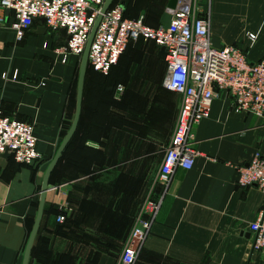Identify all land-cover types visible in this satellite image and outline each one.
<instances>
[{"label":"crops","instance_id":"obj_1","mask_svg":"<svg viewBox=\"0 0 264 264\" xmlns=\"http://www.w3.org/2000/svg\"><path fill=\"white\" fill-rule=\"evenodd\" d=\"M113 1L125 18L157 28L169 0ZM201 4L214 47L233 46L249 62L264 58V0ZM65 41L41 20L20 40L10 24L0 27V111L32 126L40 155L30 165L0 156V264H22L45 171L74 119L81 56L62 62ZM160 48L129 42L107 75L88 64L79 120L50 176L28 264H124L138 221L150 226L133 264H264L249 231L264 193L237 184L238 168L264 155V119L235 113L231 96L218 92L190 130L192 167L176 168L161 185L181 97L162 86Z\"/></svg>","mask_w":264,"mask_h":264},{"label":"built area","instance_id":"obj_2","mask_svg":"<svg viewBox=\"0 0 264 264\" xmlns=\"http://www.w3.org/2000/svg\"><path fill=\"white\" fill-rule=\"evenodd\" d=\"M105 0H0V27L10 26L20 40L23 32L37 20L50 31L65 29L69 39L58 52L62 62L69 54L81 56L92 25ZM201 0H177L170 11L167 28H150L141 19L124 17L121 5L110 7L103 15L89 48L88 64L93 71L107 75L131 41L143 39L164 47L166 65L162 86L181 97L177 122L165 150L158 182L165 186L176 168L189 170L197 155L189 137L193 125L209 116L218 92L232 98V110L264 119V59L249 62L233 46L212 45L209 21L200 16ZM250 39L254 36L249 35ZM4 79L8 76L4 74ZM18 80V74L11 78ZM32 126L6 117L0 111V156L10 155L18 163L30 165L40 159ZM240 187L256 186L264 193V155L256 152L251 161L238 168ZM151 214L158 206L150 205ZM59 220H63L60 217ZM148 221H138L123 248L121 260L133 264L138 244L149 229ZM253 234L252 250L264 251V208L249 224Z\"/></svg>","mask_w":264,"mask_h":264},{"label":"water","instance_id":"obj_3","mask_svg":"<svg viewBox=\"0 0 264 264\" xmlns=\"http://www.w3.org/2000/svg\"><path fill=\"white\" fill-rule=\"evenodd\" d=\"M113 0H105L99 14L97 15L92 28L90 30L87 42L85 44V47L83 49L82 55H81V59H80V68H79V76H78V85H77V96H76V110H75V115H74V119L72 121V124L68 130V132L66 133L62 143L60 144L59 148L57 149L53 159L51 160L50 164L48 165L43 180H42V185H41V189H40V198H39V204H38V209H37V214L34 220V224L32 227V230L30 232L29 238L27 239L26 245H25V249L23 252V257H22V264H28V260H29V256H30V252H31V248H32V243L33 240L36 236L37 230L39 228L40 225V221L42 218V214H43V209H44V201H45V195L46 192L48 191L49 188V179L50 176L54 170V168L56 167L62 153L64 152L66 146L68 145L70 139L72 138L78 120H79V115H80V107H81V100H82V93H83V86H84V78H85V73H86V69L88 66V53H89V48L90 45L92 43V40L94 38L95 32L97 30V27L102 19V15L110 8L111 4H112ZM177 4V0H169L168 4H167V12H165L161 18V23L163 24V26L165 28H167L169 26L170 23V12L171 10H173L176 7ZM43 22V20H41ZM60 33L65 36V43L64 46H66V42L69 39V36L66 35V31L65 29H60ZM159 57L164 60L165 57V49L164 47L160 48V52H159ZM7 155V154H6Z\"/></svg>","mask_w":264,"mask_h":264},{"label":"trees","instance_id":"obj_4","mask_svg":"<svg viewBox=\"0 0 264 264\" xmlns=\"http://www.w3.org/2000/svg\"><path fill=\"white\" fill-rule=\"evenodd\" d=\"M112 6H115V2L113 1L112 2V4H111V6L110 7H112ZM93 70V69H92ZM53 173V172H52Z\"/></svg>","mask_w":264,"mask_h":264},{"label":"rangeland","instance_id":"obj_5","mask_svg":"<svg viewBox=\"0 0 264 264\" xmlns=\"http://www.w3.org/2000/svg\"><path fill=\"white\" fill-rule=\"evenodd\" d=\"M264 59V58H263Z\"/></svg>","mask_w":264,"mask_h":264}]
</instances>
